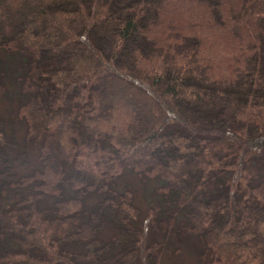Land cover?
Returning <instances> with one entry per match:
<instances>
[{
    "label": "trees",
    "instance_id": "1",
    "mask_svg": "<svg viewBox=\"0 0 264 264\" xmlns=\"http://www.w3.org/2000/svg\"><path fill=\"white\" fill-rule=\"evenodd\" d=\"M183 259L264 264V0H0V264Z\"/></svg>",
    "mask_w": 264,
    "mask_h": 264
},
{
    "label": "rangeland",
    "instance_id": "2",
    "mask_svg": "<svg viewBox=\"0 0 264 264\" xmlns=\"http://www.w3.org/2000/svg\"><path fill=\"white\" fill-rule=\"evenodd\" d=\"M185 253H187V252H185ZM185 253H184V256H187V254H185ZM166 256H173V255L172 254L171 255H164L163 257H166ZM180 264H189V262L187 263V259H183Z\"/></svg>",
    "mask_w": 264,
    "mask_h": 264
}]
</instances>
